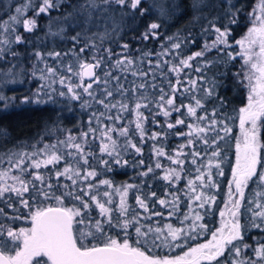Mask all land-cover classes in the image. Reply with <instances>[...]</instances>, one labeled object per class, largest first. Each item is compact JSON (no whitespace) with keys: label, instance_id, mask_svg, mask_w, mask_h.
<instances>
[{"label":"rangeland","instance_id":"374dc122","mask_svg":"<svg viewBox=\"0 0 264 264\" xmlns=\"http://www.w3.org/2000/svg\"><path fill=\"white\" fill-rule=\"evenodd\" d=\"M54 2H57L59 6L50 9L46 13L36 15V12L39 9L40 4L42 3V0H0V9L2 10L0 16V38H7L10 41H13L10 46L0 45V48L5 49L3 54L0 55V97H3V99H0V112H5V110L10 111L9 109H12L14 107H36L48 103H56L60 100H64V104L61 106L65 107L66 113H73L76 106H80L83 108L87 105H93L95 107V110L92 113L94 118L91 117L90 119H88L87 122L89 123V126L86 128H84L83 126H80L79 128L75 127L73 129L61 127L57 124L58 120H56L59 118L55 119L52 116L51 118H49L52 124L45 126L46 128H42V133L44 134L43 142L36 148L32 147L31 150L23 149L24 152L31 153L33 151H36L38 148H42L44 144H53L56 143L57 140H64L69 134L77 137L76 142H82L83 139H86L88 141V144L85 146V152L89 153V155L87 156L88 163L86 165L84 164L83 160H79L78 157L68 156L67 153L70 150L62 147V151L65 150V153L63 154L64 158L55 164L42 165L40 169L29 167L23 173H21L19 169H12L11 173L16 172V175L21 176V178L25 181H31V183L29 184V189L34 188L37 191L39 200H35L34 210L32 211H35L37 208L52 206L53 204L51 203L56 202V200L52 198L53 196H62L64 198V200L62 199L63 207L80 208L78 206L69 205V203H71L74 199L69 196L63 195L67 191H72V187H65V185L72 186V181L69 180L66 176L57 177L56 172L63 171V169L69 164H71L74 169L79 168L82 173L87 170H95L97 172L96 177H91L87 181L77 178V184L74 186L75 194L81 195L84 200L89 201L90 207L86 211L89 212L91 218L94 219L95 222L96 220H106L107 217H102L100 215L99 208L96 207L95 203H92L90 201L89 196L83 195L81 189L88 191L87 185L89 183L94 184L95 187L90 191V194L97 195L98 199H100L102 202L108 200V197H104L103 193L109 192L111 194L112 203L107 206L114 209L112 213L113 227L105 223L103 225L102 236L100 234H97L95 239H93V237L91 236H88L83 240V243L89 247H91L93 244L99 246L104 243L107 237H112L122 242L123 239L126 238L125 232L127 231V238L129 239V242L133 245H136L137 236L134 227H131L127 230L116 227L117 215L119 212L115 210V206L118 207L120 202L119 194L115 191V188L117 186H122L125 184L134 186L136 185L130 181L131 177H129L125 182L119 183V185L116 186L113 183L115 182L114 179L112 180L108 177L107 171L113 172L119 165H123L127 170L130 167V164L133 162H129L128 159L126 157H123L122 154H125L129 157L132 156L131 151H133L134 148H132L129 144V140L132 144H135L137 147H139L138 137H136L132 132L136 128L135 105L137 102H140L142 104L146 103L148 107H142L140 111L143 113V116L146 117L143 123V127L145 128L147 126L149 132L146 133V140H144V142H141L142 147H139L141 151L139 153L137 152V155H135L134 159H141L140 156L142 155V148H152L154 155V147L163 148L166 155L159 157V163L161 164V167L156 168L154 171H152L153 176H157V171L161 170V177H158V179H160L161 181L160 190L152 191L151 189L153 187V181L148 182L149 184H145V190L142 197L140 196L141 198L145 199V202L148 204V211L146 212V215H139L140 223L146 226L159 227L163 229L165 233L167 232L165 225H171L174 228H187L191 224V219L184 222L183 224L181 223V221L184 220L185 213H187L189 210L190 200L189 195H185V193L188 192V188L187 185L184 186V183H187L189 179H194L196 175H193L194 177L181 176V179L177 182L179 185L174 186H171V184H173V181L176 180L166 181L163 179V176L166 174L167 170L175 168L178 171V166L180 165L173 164L172 161L168 159V156H172L173 158H175L176 153L180 151V145L185 146L182 150L183 155L180 156V159H183L185 161L184 164H186V162L188 161V151L186 150V148L189 146L187 144V140L189 139V137L187 135H178V133H187L189 131L187 127L189 123H200L201 126H203L205 124H208L212 119H216L218 121L224 120L229 125V127L232 128V132L229 133V136L224 141H217L218 146H224V143L226 146H228L229 155L225 164H221V167L224 170L223 176H219L216 174L214 175L217 170L215 168L212 169L213 179L216 183V187L210 189L215 195L216 200L214 202H210V205H206L203 209H196V211H199L200 214L204 217L203 220L200 221V223H204L205 225H207L208 230L202 233H190L189 235L191 238H180L177 242L179 246L173 244L171 247H156L150 244L144 247L143 250H145L146 248L150 249L148 251H145L146 254L151 256L160 258H172L183 255V253L188 251V249L191 247H196L198 244L207 243V241L212 238V232L216 231V229L221 226L222 218H220L221 216L219 217V214L221 210L225 209V202L228 199L229 180H231L232 178V166L236 162L235 145L236 140L241 133L239 109L245 107L248 103V81L244 79V74L250 69L245 65L242 56L236 55L237 53L241 52L240 46L236 44V41L241 39L246 34L247 29L252 26V22L255 19V16H250L249 13H258V5L260 4V0H255L254 2L251 0H198V2L200 3V7L195 11H191L193 9L192 4L194 2H197V0H142L140 7L147 10L145 13V17H142V14L138 9L134 10L130 6L124 7L120 5H112L111 7H109L108 12L105 14L106 16L111 17V19L107 22L106 25L104 24L103 20H101L99 26L95 24L92 26L86 25L83 22L82 17L74 14V9H76L78 5L84 3V0H54ZM177 5L179 7H177ZM232 5H234V7H231L229 11L230 6ZM17 8L21 9L20 13H17ZM206 8L207 10L211 11H204L206 10ZM63 10H65L64 13H62ZM232 13H235V19L237 22L229 26L230 47L224 48L223 45L218 46L217 48H213L210 51L206 52L204 57H201H208L207 60L212 61V63L207 64L206 67L202 68L201 72L205 74L203 80H200L198 77H196V80L198 79V90L194 92L185 91V88H191V85L188 84V80L190 79H188L186 75L193 68L194 64L201 58L192 61V67L186 68L181 72L182 75H180L179 78L181 84L178 86V91L176 92L175 97L176 107L181 106L180 104H178L181 98H183V105H187L190 103L194 104L191 102L193 95H195L196 97H201L205 100L211 98L212 96L205 97L203 88V82L206 83L205 89L210 88L213 81L217 82V77L215 74L217 73L216 71H218V63L215 62L216 59L214 60L211 54L213 50L218 49L220 50L219 52L224 53L229 60L228 53L231 52L234 57L229 62V71L231 73V78H234V76L236 75L238 80L237 82L240 83L239 86L236 82L230 80L233 84L229 83L224 87V89L229 90L232 96H235L236 99H239L238 102L236 101L237 105H233L231 109L226 108L227 110H230L232 114L229 117L224 116V113L226 111L223 110L224 113H220V116L217 117L216 114L215 116H213L214 108H212V105H209L208 109H210V111L212 112L211 116L209 115L211 113L209 110L206 109L202 111L201 109H197V116H206L207 119L205 121H197L195 117L187 116L186 108H183L184 110L182 109L181 113L172 112L169 108L168 110L170 111V115L168 117H165L161 108L158 107L157 101L159 100V97L161 95V89H163L164 93L167 94L166 87L169 82V67L171 68L172 65L179 64V61L181 59L186 58L193 52L202 50L206 43L210 45L216 38V33L212 30L210 22L215 20L217 26L226 25L228 24V20L231 18ZM165 14L167 15L166 18L162 19L161 17H163V15ZM12 16H17L18 22H11L9 18ZM66 17L67 19H65ZM24 19L36 20V27L31 32L25 31L23 27ZM130 19H135L137 22H139V25L135 27V31L137 32L135 34H132L131 31L130 33L122 35L124 25L127 24ZM6 21H8L10 24V27L7 29L3 27ZM153 22L157 24L159 22L162 25L169 22V31L164 34H158V32L154 30L155 35L149 33L148 38L144 39V34L147 32L148 26ZM179 22L184 24L185 27L177 29L176 25ZM113 24L116 25L115 28H113ZM160 24H158L159 27ZM188 24L190 25V28L187 27ZM234 27L237 28L234 29ZM187 28H189L190 30ZM61 29H63V31H61ZM106 29L107 34L111 37L117 35L120 38L117 40H111V37L109 38L108 36H105L104 38L106 40L101 42L97 41V39L94 38L95 36L93 34L103 33ZM50 33H59V35H51ZM77 33L83 34V39L86 37V40L94 42L96 46L95 49L89 48L88 50H86V52L81 54L79 58L81 60H86L89 63H95V60H98L97 56L100 55L102 56L103 62L101 63L99 68L95 69V73L100 78V81L98 83H93L91 88V92L93 93V95L89 96L87 93L83 92V88H77L76 91L79 92L80 99L72 100L71 94H69L67 90L68 83H72L73 85H77L80 83L86 85L88 83H92L91 79L84 78V80L81 81L78 76H75L67 71L69 65L73 67V71L78 70V61L76 59V56L73 54V50L75 53H79V48L83 47L84 45L83 43H81L80 36L78 41H74L72 39L74 36H77ZM16 35L22 37V41L20 43L14 42ZM135 35L137 36L136 38ZM170 37L171 40H169ZM179 38H184L180 43L181 48L173 50L172 44L179 43ZM158 40L161 41L160 43L162 44V47L164 49L158 47ZM146 43H148V45ZM124 45H127V48H124ZM165 50H167V52ZM255 50L259 51L258 47ZM109 51L111 52V56H109ZM37 52L41 53V56L39 58L36 55ZM57 52H62L64 55H60L59 57L49 55V53ZM13 53L15 55H13ZM93 57L95 59H93ZM125 58L131 59L133 61L132 66L134 68L129 70L130 73L125 76V81L122 82L121 77L124 72L122 68L124 65L116 66V61L123 60ZM158 63L159 67L157 66ZM48 68L54 69V74L49 73L47 71ZM140 72L146 73V75H141V77L144 78L141 79V81H137L133 77V73ZM105 73H109V75L105 77ZM61 76L66 78L65 84L63 85L59 83V79ZM70 76L71 80L69 81L67 80V78ZM41 77H43V79ZM105 79H107L108 81L107 85H105L104 83ZM140 84H144L146 85V87L144 89H140L137 87L136 91H133V87ZM121 85L122 89L120 88ZM106 88L108 91L113 92L112 97L106 96ZM118 89L120 90L118 91ZM123 89H127V91L123 92V95H121ZM38 90L41 91V94L39 96V99L41 100L40 103L24 102L25 97H28L32 101H35L37 99L35 94ZM235 90L236 92H234ZM60 92H65L66 95L61 97L59 95ZM46 93H51L53 95L54 102L48 99V95ZM138 95L145 97H139L140 99H138L137 101H133L132 99ZM213 97H215L214 93ZM100 100H104V102L109 105L116 104L117 107L106 109L103 104H100L98 102ZM120 104H127L128 110L121 111L119 107ZM151 104L152 106L150 107L149 105ZM216 105L218 106L217 109L219 111H222L220 110L222 109L221 104ZM205 106L208 105L205 104ZM145 110H147V112ZM101 113H103V115H101ZM68 115L71 116V114ZM109 116L113 117V119H108ZM117 116H119L120 119H115V117ZM97 117H99V121L97 120ZM158 117H160V119L168 118L167 123L172 124H175L177 117H179V119L185 120V124L176 125L173 129L166 130L165 126L160 123V128H158L157 131L161 133H159V136L156 140H153L151 139L152 133L157 131L152 130L151 132L150 128H157L155 126ZM88 123L86 124V126L88 125ZM71 127L72 126H70L69 128ZM90 127L92 129H95L96 131L94 133L89 132ZM108 127L113 129V131L109 133V135L116 142L115 152L111 156L106 152L102 153L100 151L102 143H111L107 139V137L101 135L103 128ZM53 128L59 129V131H51ZM124 128L128 129L127 136L120 134V130ZM261 128L263 129L262 124ZM2 132L3 130L0 129V136L3 135ZM82 132H88V136L82 138L80 135ZM174 134L176 136L175 141H173L172 143L168 142L164 144V137L174 136ZM208 135L209 140H211V138H213V134L209 133ZM220 135H223V133H220ZM193 139L196 141V143L191 146L192 152L197 151L201 153V156L196 157L197 164H195L194 166L197 168L201 165L207 164L210 153L212 151L211 148H215L216 146H212L210 148V153L205 155L202 150L204 149V147L206 148L208 146L204 145L203 142L195 136H193ZM261 143L264 144V140H262ZM196 146H199L198 149H196ZM71 151L75 150L73 149ZM115 153H119V159L121 160L120 164L115 163V160L117 159ZM262 154H264V149H262ZM205 156H207V160L202 164ZM43 158V154H39L33 159L38 160ZM16 159H14L12 162L14 163ZM218 159L221 160V157H219ZM77 161L80 163L79 165L75 164V162ZM101 161H108L109 163L107 166H105V164L101 163ZM124 161H127V164H124ZM157 162L158 160L155 159L154 163ZM27 163H31V161L29 162V160H25V164L21 167H24ZM100 164L102 165V167H100ZM9 167H11L10 163H0V171ZM28 170L29 172L33 170L34 173L32 175H27ZM261 170H264V168H261V166L258 165V171ZM35 173H39L43 176V185L40 181H36L34 179ZM46 174H48V178ZM53 176L55 180L62 185L60 191L62 195H54L50 192L51 195L49 196V198H45L44 196L39 194L40 190H38V188L41 189L42 187H44L45 190H47L46 186L48 184L52 185L53 183ZM101 180L111 181L113 184V188H109L106 185H101L99 183V181ZM8 183L11 184L13 182L9 180ZM196 183L197 185H199L198 181ZM180 185L181 188H184L185 190V192L181 195L183 197V200H179L178 203H176V211L173 213V215L170 216L169 212L173 211L172 206L169 205L165 207L159 204V200L164 199L171 201L173 199V196H176L171 193V190L180 187ZM166 186L168 187V189H165ZM134 188L135 187L129 189L127 196V205L130 209L129 218H131L133 212L136 211V207L133 204L135 198V195L133 194ZM35 190L31 189V192H36ZM196 190L197 192L203 191L200 187H197ZM260 190L261 189L258 187L257 183H255L254 181H250L249 186L245 188L246 198L243 203H241L239 217L242 228H244L245 223H253L252 213L248 211L249 200H252L254 198V193ZM27 193H24L22 198L24 200H27L29 202V205L31 206V195H27ZM152 193H156L155 197L151 195ZM12 194L14 193L9 192L5 193L3 197H0V205L3 201L8 202L9 205H11L10 210H12V214L7 213L8 211H5L3 207L4 214L0 215V225H4L5 229L10 226L14 230H19L20 228H30V208H26L21 205V203L18 202V200L15 199ZM191 203L193 207H195L196 203L198 202L192 200ZM207 209H209L208 212H210L208 215L206 214ZM152 213H160V215H152ZM12 217L17 219L21 218L20 220L22 221L17 227L14 223L12 225H6L2 223V218L10 219ZM157 217H167L166 219L169 220L165 221L166 219H164L162 221L160 219H155ZM255 223L260 224V219H256ZM263 227V225L262 227H255V236H253V234L250 237L243 238L246 245L247 243H249V247L244 248V245L241 241L234 242L237 243L241 248V258L247 257L252 260H256L257 264H264V261L259 260V258H257L254 253V250L260 245H257L256 243L259 242L261 233L264 230ZM156 244H160V241H156ZM151 250H154L155 252L166 253L162 255L154 254L151 253ZM225 255L226 259L221 258L220 264H230L233 254L229 255L226 251Z\"/></svg>","mask_w":264,"mask_h":264},{"label":"snow or ice","instance_id":"6c2138e0","mask_svg":"<svg viewBox=\"0 0 264 264\" xmlns=\"http://www.w3.org/2000/svg\"><path fill=\"white\" fill-rule=\"evenodd\" d=\"M142 0H84V3L77 6L74 9V14L79 15L83 18V22L86 25L99 26L100 21L103 20L106 25L111 17L106 16L109 7L112 5H120L124 7L130 6L132 9H138L141 14L146 13V9L140 7ZM58 3L54 0H42L39 9L36 12V15L41 13H46L54 7H58ZM177 7H179L177 5ZM200 7V3L194 2L192 4L193 10H197ZM231 7L230 6L229 11ZM17 13L21 12L20 8H17ZM99 14V15H96ZM72 15V14H70ZM250 16L254 15L255 19L252 22V26L247 29L246 34L239 40L236 41V44L240 46L241 52L236 55L242 56L244 63L249 71H246L244 74V79L248 81L247 87L249 89L248 94V103L245 107L239 109V121H240V136L236 140V162L232 166V178L229 180V190H228V199L225 202V209L221 210L220 216L222 218L221 226L212 232V238L207 241V243L198 244L196 247H191L188 251L184 252L183 255L176 257H155L146 254V251L143 250L144 247L148 245H154L156 247L168 246L171 247L173 244L179 246L177 243L180 238H191L190 233L199 232L202 233L207 231V225L200 223L203 220V216L196 209H203L206 205H210V202L216 200L215 196L208 195L204 191L197 192V187L201 189L204 188H214L216 183L213 179L212 169L215 168L217 172L216 175L223 176L224 170L221 167L223 163L222 160L218 159L221 157L222 153L217 144V141H224L229 133L232 132V128L224 120L212 119L208 124L201 126L200 123H189L187 125L189 131L187 133H178V135H187L189 139L187 144L193 146L196 141L193 139V136L198 138L203 142L204 145L208 146L205 148V153L209 151L212 146H216L215 150H212L210 157L206 165H201L196 168V176L194 179H189L187 182L188 192L185 195H189V210L185 213L184 222L191 219V224L187 228H174L171 225H165L167 232L159 227H151L142 225L140 223L139 213L133 212L131 218H129L130 209L127 205V196L129 189L136 187L134 185L125 184L122 186H117L115 191L119 194L120 202L118 207L115 209L119 212L120 219L116 223V227L127 230L131 227L135 228V233L137 236L136 245H133L129 242L127 238V231L125 232V237L123 241H118L115 238L107 237L102 245L93 244L91 247L83 243V240L88 236L96 238L97 234L103 235V225L107 223L109 226L112 225V213L114 209L108 207L107 205L112 203L111 194L109 192H104L103 196L108 197V200L102 202L98 199L97 195H91L90 191L95 187L94 184L89 183L87 185L88 191L81 189L83 195L89 196L90 201L95 203L96 207L100 210V215L102 217H107L106 220H96L94 224L89 221L85 223V218L77 219L81 217L82 210H87L90 207L88 200H84L81 195L75 194L74 186L77 184V178L80 180L87 181L91 177H96L97 172L95 170H87L83 173L79 168H73L71 164L66 166L63 171H57L56 176H66L69 180L72 181V186L65 185L66 188L72 187V191H67L63 195L72 197L75 201L81 203V208H68L63 207V200L61 196H53L57 202V207H41L37 208L35 211L30 212L31 227L30 228H20L19 230H14L12 227H7L5 229L4 225H0V264H202V262H207V264H220V259H226V251L229 255H232L231 264H257L256 260L244 257L241 258V248L237 243L242 241V225L240 223V209L241 202L245 199V188L249 186L250 181L257 183L260 191L254 193V198L249 200L248 211L252 213V227H262L264 225V170L258 171V165L261 168H264V154H262V149H264V144L260 140V128L262 120L264 118V0H260L258 5V13L253 12L249 13ZM67 19V17L65 18ZM198 19V17H197ZM11 22H18L17 16H12L9 18ZM237 21L235 19V13L231 14V18L228 20V24L223 26H217V23L211 21V28L216 33L215 40L212 43L205 44L204 48L200 51L193 52L191 55L183 58L179 61V64L172 65L169 71L179 75L184 69L192 67V61L197 60L198 58L204 57L205 53L210 51L213 48L223 45L224 48L230 47L229 37H230V25L235 24ZM5 29L10 27L8 21L3 25ZM23 27L25 31L31 32L36 27L35 19H24ZM116 25L113 24V28ZM159 28V25L155 22L151 23L148 26L147 32L144 34V39L148 38V34L151 33L155 35L156 29ZM63 31V29H61ZM51 35H59V33H50ZM96 35L95 33L93 34ZM107 35V29L105 32L100 33V38L103 40L104 36ZM80 34L77 33V36H74L72 39L78 41ZM171 40V37L169 38ZM22 37L19 35L15 36V43H20ZM13 41H10L7 38H0V45H11ZM95 44L92 41H89L84 44L83 47L79 48V53L73 54L76 56L78 61V70L73 71L71 65L68 66L67 71L72 73L75 76H78L81 81L85 77L91 78L92 83L88 84H77L73 85L72 83L67 84L68 93L71 94L72 100L80 99L79 92L76 91L77 88H83V92L87 93L89 96H92L91 88L93 83H98L100 78L96 75L95 69L99 68L102 60H95V63H89L86 60H81L79 57L81 54L85 53L89 48L95 49ZM127 48V45L123 46ZM258 47L259 51L255 49ZM181 44L175 43L172 44V49H180ZM5 49L0 48V55L3 54ZM108 51V50H106ZM167 52V50H165ZM13 55H15L13 53ZM37 57L41 56V53H36ZM49 55H54L59 57L60 53H49ZM109 56L111 52L109 51ZM229 59H233V54L228 53ZM93 59H95L93 57ZM133 61L131 59L125 58L123 60L116 61V66L120 65H131ZM167 63V62H165ZM212 63V61L204 62L203 66L206 67L207 64ZM159 67V63L157 65ZM49 73L54 74V69L48 68ZM197 72L202 71V67L196 68ZM134 75H146V73H133ZM109 73H105L107 77ZM43 79V77H41ZM200 80H203V77H199ZM71 80V76L67 78ZM66 78L61 76L59 79L60 84H65ZM105 85H107V79L104 80ZM181 84L179 78H177L175 84L169 83V88L171 92L175 94L178 91V86ZM188 84L191 85V88H185V91H196L198 90V82L196 79L188 80ZM155 86V85H154ZM144 89L146 85L140 84L133 87V91H136V88ZM216 87V82H212L210 88L204 89L205 97L212 96L214 89ZM122 89V85L120 86ZM120 89H118L119 91ZM127 89H123V92H126ZM54 92V90H53ZM106 96L112 97L113 92L105 89ZM41 91L38 90L35 94L37 99L32 101L30 98L25 97L26 103H40L41 100L39 96ZM48 99L53 101V95L51 93H46ZM61 97L65 96V92H60ZM3 99V97H0ZM194 104L181 105L180 107L175 106V95H167L161 89V95L157 101L158 107L161 108L163 115L168 117L170 115L169 108L172 112L181 113L183 108H186L187 116L195 117L197 121H205L206 116H197V109L203 108V103L200 98H197L195 95L192 96ZM100 104H103L107 108H116V104H106L104 100L98 101ZM223 100H221V105H223ZM167 106V107H166ZM121 111L128 110L127 104L119 105ZM142 107H148V105L137 102L135 105L136 113V129L139 131L141 139L143 140L145 136L143 123L146 117L143 116V113L140 111ZM216 110H213V116H215ZM103 115V113H101ZM108 119H113L109 116ZM115 119H120L119 116ZM99 121V117H97ZM185 124L184 119H176L175 124L168 123L167 127L173 129L176 125ZM51 131H59V129L53 128ZM96 130L89 128V132L94 133ZM113 131L112 128H103L101 135L107 137L111 142L110 144L102 143L100 151L108 153L110 156L115 152V140L109 135ZM128 129L124 128L120 130V134L127 136ZM209 133L213 134V138L209 140ZM223 133V135H220ZM3 135H7L6 131L2 132ZM81 137H87L88 132H82ZM158 133L153 132L151 139L156 140L158 138ZM77 137L69 134L64 140H57L53 144H44L42 148H38L36 151L31 153L21 151L19 153L9 154L8 160L11 167L0 171V197H3L5 193H14L17 197H20V203L26 208H30L29 202L24 200L23 194L29 192V184L31 181H25L19 175H10L13 168L19 169L21 173L27 169L21 167L25 164V160H30L31 163L28 167L35 169H40L42 165L55 164L62 160L64 157L61 154H58L63 148H67L70 151L67 153L70 157H78L79 160H83L84 164L88 163L87 156L89 153L85 152V146L88 144L86 139H83L82 142H76ZM129 144L136 152H140L141 149L135 144H132L129 140ZM184 145H180V151L176 153V157L168 156V159L172 161L173 164L180 165V171H183V165L185 161L180 159V156L183 155ZM75 151H71V150ZM154 152L157 157L165 156L163 148H155ZM39 154H43V159H33ZM117 159L115 160L116 164H120L121 160L119 159V153H115ZM193 159L191 163L193 165L197 164L196 157L201 156L200 152L193 151L191 153ZM18 157L15 162H12L13 157ZM0 163H3V159L0 158ZM101 163L108 165V161H101ZM127 164V161L123 162ZM143 163V161H141ZM156 168H160L161 164L159 162L155 165ZM110 170V169H109ZM151 167L148 168V172H152ZM180 171L172 168L167 170L166 174L163 176V179L166 181L180 180L181 175ZM147 173H141V175H146ZM76 177V178H74ZM34 179L40 181L43 185L44 178L39 173L34 174ZM11 180L13 183H8ZM199 182L197 185L196 182ZM101 185H106L109 188H113V184L109 180L99 181ZM234 186V187H233ZM48 190H45L42 187L39 191V194L45 198H49L51 195L50 189L53 185L48 184ZM35 190V189H33ZM155 197L156 193L151 194ZM195 200L196 205L193 207L191 201ZM179 197L173 196L171 201L161 199L159 204L167 207L172 206L173 211L169 212V215H173L176 211V203H178ZM136 202L140 208L144 209L145 212L148 211V204L145 202V199L140 196L136 197ZM11 207V205H9ZM3 209H0V215H3ZM152 215L159 216L160 213H152ZM230 217V218H229ZM256 219H260L261 223H255ZM83 225V227H77ZM146 229V230H145ZM6 231V235H5ZM156 241H160V244H156ZM249 247L244 245V248ZM255 256L259 260L264 261V244H260L254 250ZM46 258V259H45Z\"/></svg>","mask_w":264,"mask_h":264},{"label":"trees","instance_id":"16d2710c","mask_svg":"<svg viewBox=\"0 0 264 264\" xmlns=\"http://www.w3.org/2000/svg\"><path fill=\"white\" fill-rule=\"evenodd\" d=\"M251 1L254 2L255 0H251ZM1 11L2 10L0 9V16H1ZM191 11H193V9ZM204 11H211V10H207V8H206V10H204ZM64 12H65V10L62 11V13H64ZM145 16H146L145 14L142 15V17H145ZM166 16L167 15L165 14L161 18L165 19ZM158 24H160V23L158 22ZM138 25H139V22H137L135 19H130L128 21V23L124 25V30L122 32V35L130 33L131 31H132V34H135L137 32V31H135V27L138 26ZM168 25H169V22L164 24V25L160 24L159 29H156L155 31H157L158 34L167 33L169 31ZM176 27H177V29H181V28H184L185 25L182 24L181 22H179L176 25ZM187 27L190 28V25L188 24ZM189 28H187V29H189ZM236 28L237 27H234V29H236ZM112 35H113V33H112ZM106 36H108L109 38L111 37L108 34ZM80 37H81V43H83V45L90 41V40H86V37L83 39V34H80ZM136 37L137 36L135 35V38ZM94 38L97 39V41H100V42L106 40L105 38H103V40H101L100 34H96ZM119 38H120L119 36L114 35L110 39L111 40H114V39L117 40ZM183 39L184 38H179V43H181V41H183ZM160 42L161 41L158 40V47L161 48V49H164ZM146 44L148 45V43H146ZM161 49H159V50H161ZM219 51L220 50H218V49L213 50V52L211 54L212 58L214 60L216 59L215 62L218 63V65H217V70L218 71H216L217 73L215 74L216 77H217L216 87H215V91H214L215 97H213V95H212V97L208 98L207 100H205V99H203L201 97H197V98H200L202 100L203 105H204L203 108H200L202 111H204L206 109L210 111V109H208L209 105H212V108H214L215 110H218L217 109L218 106L216 104H221V100H223L224 103H223V105H221L222 109H220L222 111H219V110L216 111V116L217 117L220 116V113L222 114V112L224 110V111H226L225 113L223 112L224 116L229 117L232 113L230 112V110H227L226 108L231 109V107H233V105H237V102H238L239 99L238 98L236 99L235 96H232L230 94L229 90L228 89H224V87L226 85H228L229 83L233 84L231 81L236 82L239 86H240V83L237 82L238 80H237L236 75L234 76V78L233 77L231 78V73L229 71L230 70L229 69L230 59L228 60V57L224 53L219 52ZM58 53H60V55H64L62 52H58ZM97 58H98V60H102V56H100V55L97 56ZM207 58L208 57L201 58L194 64L193 68L186 75L188 79H196V77L199 78L201 76L202 77L205 76V74L203 72H197L196 68L197 67H202L203 68L204 66H202V65H203L204 62L208 61ZM132 68H134L132 66V64L129 65V66L128 65H124L123 66L122 70L124 72H123L122 77H121L122 82L125 81V76L128 73H130L129 70H131ZM169 69H170V67H169ZM180 75H182V73H179V75H177L176 73H173V72L170 71V73H169V82H168V85L166 87L167 88V94L166 95H175V97H176V93L173 94L171 92V89L169 88V83L175 84L177 78H180ZM133 77L137 81H141V79L144 78V77H141V75L140 76L139 75H137V76L134 75ZM205 84L206 83L203 82V88L204 89H205ZM234 92H236V90ZM139 97H145V96H139L138 95V96H135L132 100L133 101H137L138 99H140ZM191 102L194 103V100L192 99ZM204 103L207 104L208 106H205ZM63 104H64V100H60V101H58L56 103L55 102L54 103H48V104L39 105V106H36V107H28V106H20L19 108H15L14 107L12 109H9L10 111H6L5 110V112H3V111L0 112V129L7 132L6 136L5 135L0 136V158L3 159V163H9V160H8L9 154L19 153L21 151H24L23 149L31 150L32 147L36 148L38 145H40L43 142V140H44V134L42 133V128H46L45 126H47L49 124H52L51 120H49V118H51L52 116L55 119L59 118V119H56V120H58V122H57L58 125H60L61 127H66L68 129H73L75 127L79 128L80 126H83L84 128H86V127L89 126V123L87 122L88 119H90L91 117L94 118L92 113L94 112L95 107L93 105H87V106H85L83 108L80 107V106H76V107L74 106L75 108H74V112L73 113H66L65 107L61 106ZM178 104H180V105L183 104V98H181V100H180V102ZM149 106L151 107L152 104L149 105ZM145 111L147 112V110H145ZM68 114H71V116L68 115ZM209 115L211 116L212 112ZM177 119H179V117H177ZM261 120H262L261 124H262L263 129L261 128V133H259V136H260V140L262 141V140H264L263 139L264 138V118H261ZM167 121H168V118L160 119V117H158L157 120H156V126H155L157 128H154V127L150 128L151 132H152V130L153 131H157V129L160 128V126H159L160 123L163 126H165L166 130H169V128L167 127V124H168ZM87 123H88V125L86 126ZM70 126H72V127L69 128ZM147 129H148V127L146 126L144 128L145 136H144L143 140L141 139L140 133H139V131L136 128H135L134 131H132L133 134L136 137H138L139 147H142L141 142H144V140H146V136H147L146 133L149 132V129L148 130ZM155 133L159 134L161 132L157 131ZM174 136H175V134H174ZM174 136L164 137V141H165L164 144H166L168 142L172 143L173 141H175L176 136H175V138H174ZM200 144H201V142H200ZM198 147L199 146H196V149H198ZM219 148H220V150H222L221 160L223 161L222 164L224 165L226 160H227V157L229 155L228 146H226L225 143H224V146H219ZM211 149L214 150L215 148L213 147ZM211 149H209V151L207 153H205V147H204V149L202 151L205 153V155H207V154L210 153ZM142 150H143L142 151V155L140 156L141 159H139V160H135L134 159L135 155H137V152H136L135 149L133 151H131L132 156H130V157L125 155V154H122L123 157H126L129 162L133 161L130 164V167L126 170L123 165H119L118 167L115 168V170L113 172L107 171V175H108V177L110 179H112V180L114 179L115 182H113V183L116 186L119 185V183L125 182L129 177H131L130 181L136 185V187L134 188V193H133L135 195L134 202H133L134 206L136 207L135 213H139V215H146V212L144 211V209L140 208L139 205L137 204L136 197L137 196H141L142 197V195L144 193V190H145V184H147L148 182H152L153 181V183H152L153 187L151 189L152 191L160 190V188H161L160 182L161 181H160V179H158V177H161V170L157 171V176H153L152 172H148V168L149 167H151L153 169V171L156 169V167H155L156 163H154V162H155V159H157L158 162H159V157H157V156H155L153 154L152 148H150V149L142 148ZM186 150L188 151V156H187V160L188 161L186 162V164L183 165V171H180L181 166H178V171H180V175L181 176H186V177L192 176V177H194L196 175V173H195V168L196 167L191 163V161H192V155H191L192 147L188 146L186 148ZM64 153H65V150L64 151L61 150L59 152V154H61V155H63ZM206 157L207 156H205L204 160L202 161V164L207 160ZM16 158H18V157L14 156L12 158V161L14 159H16ZM141 161H143V163H141ZM29 162H30V160H29ZM29 164L30 163H27L24 166V168L28 169L29 168L28 167ZM75 164L79 165L80 163L77 161V162H75ZM100 167H102L101 164H100ZM33 173H34L33 170L30 171V172L28 170L27 175H32ZM141 173H147V174L146 175H141ZM215 173H214V175H215ZM14 174L16 175V172H12L11 173V175H14ZM46 176L48 178V174H46ZM52 182H53L52 183L53 187L49 191L51 193H53L54 195H62V193L60 192L61 191V187H62L61 183L56 181L54 176L52 177ZM177 182H178V180L173 181V184H171V186L179 185ZM181 185H180V187L171 190V193H173L174 195L178 196L179 200H183V197L181 195L185 192L184 188H181ZM186 185H187V183H184V186H186ZM31 189H34V188H30L29 192L27 193V195L28 194L31 195V198H30L31 206H30V210H29L30 212L32 210H34V206H35L34 202H35V200L36 199L39 200L37 191L35 190L36 192L32 193ZM165 189H168V187L166 186ZM38 190H40V188H38ZM202 190L204 192H206V194H208V195L215 196L210 188H204ZM251 194H250V196H251ZM12 196L15 199H17L18 202H20L21 198L17 197L15 194H12ZM245 198H246V195H245ZM62 199L64 200L63 197H62ZM244 200H242L241 203H243ZM51 204H53L55 206L58 205L56 202H52ZM69 205H74V206H78V207L81 208V203L79 204V202H77L75 200H73L71 203H69ZM3 207H4L5 211H8L7 213H11L12 214V212H11L12 210H10L8 202L3 201L1 203V205H0V209L1 208L3 209ZM16 207H19V206H16ZM116 208L117 207L115 206V209ZM208 211H209V209H207V212H206L207 215L210 213ZM219 217H220V214H219ZM81 218H85V223H88L89 221H91L92 224L95 223L94 219L91 218L89 212L86 211V210H82ZM166 218L167 217H161V218L157 217L155 219H160V220L163 221ZM20 219L21 218L17 219V218H14V217H12L10 219L9 218H2V221H3L2 223L6 224V225H12L14 223L15 226L17 227L19 225V223L22 221ZM77 219H80V217H78ZM119 219H120V216H119V213H118L117 221ZM168 220L169 219H166L165 221H168ZM111 226L113 227V225H111ZM77 227H83V225H79ZM241 234H242L243 238L250 237L253 234H254L253 236H255L256 228L252 227V224L245 223L244 228H242ZM241 242H242L243 245H246V243H244L243 239H242ZM248 244L249 243H247V245ZM256 244L257 245L264 244V230L261 233L259 242H257ZM145 250L148 251L150 249L146 248ZM151 251H152L151 253L160 254V255L166 253V252H155L154 250H151ZM202 264H207V262H204ZM230 264H231V261H230Z\"/></svg>","mask_w":264,"mask_h":264},{"label":"water","instance_id":"95a60500","mask_svg":"<svg viewBox=\"0 0 264 264\" xmlns=\"http://www.w3.org/2000/svg\"><path fill=\"white\" fill-rule=\"evenodd\" d=\"M85 78H87V79H91V78H88V77H85ZM49 207H57V206H49Z\"/></svg>","mask_w":264,"mask_h":264},{"label":"flooded vegetation","instance_id":"af4514ba","mask_svg":"<svg viewBox=\"0 0 264 264\" xmlns=\"http://www.w3.org/2000/svg\"><path fill=\"white\" fill-rule=\"evenodd\" d=\"M46 259V258H45Z\"/></svg>","mask_w":264,"mask_h":264}]
</instances>
